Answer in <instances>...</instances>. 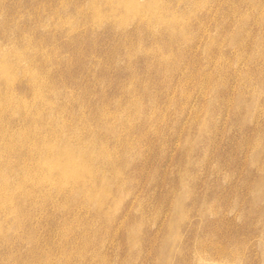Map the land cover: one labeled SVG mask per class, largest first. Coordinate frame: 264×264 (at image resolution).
I'll return each mask as SVG.
<instances>
[{
  "label": "rangeland",
  "instance_id": "374dc122",
  "mask_svg": "<svg viewBox=\"0 0 264 264\" xmlns=\"http://www.w3.org/2000/svg\"><path fill=\"white\" fill-rule=\"evenodd\" d=\"M150 1L0 0V264H264V0Z\"/></svg>",
  "mask_w": 264,
  "mask_h": 264
},
{
  "label": "bare ground",
  "instance_id": "6f19581e",
  "mask_svg": "<svg viewBox=\"0 0 264 264\" xmlns=\"http://www.w3.org/2000/svg\"><path fill=\"white\" fill-rule=\"evenodd\" d=\"M121 1H122V0H121ZM151 1H152V0H151ZM151 1H150V2H151ZM155 1H156V0H155ZM104 2H105V1H104ZM104 2H103V3H104ZM88 5H89V4H88ZM110 6H111V5H110ZM114 6H115V5H114ZM143 6H144V5H143ZM111 7H113V6H111ZM116 7H118V6H115V8H116ZM138 7H139V6H138ZM154 7H155V6H154ZM90 8H91V7H90ZM118 8H119V7H118ZM120 8H121V7H120ZM155 8H156V7H155ZM93 9H94V8H93ZM96 9H98V8H96ZM130 9H131V8H130ZM132 9H133V8H132ZM119 10H120V9H119ZM119 10H118V11H119ZM137 10H138V9H137ZM139 10L142 11L141 8H139ZM78 11H79V10H78ZM93 11H94V10H93ZM95 11H96V10H95ZM95 11H94V12H95ZM115 11H116V10H115ZM144 11H146V10H144ZM167 11H168V10H167ZM96 12H97V11H96ZM96 12H95V13H96ZM98 12H99V11H98ZM132 12H133V11H132ZM154 12H155V10L153 11V13H154ZM77 13H78V12H77ZM112 13H113V12H112ZM114 13H115V12H114ZM114 13H113V14H114ZM126 13H128V11H127ZM129 13H130V12H129ZM133 13H134V12H133ZM93 14H94V13H93ZM139 14H140V13H139ZM169 14H170V13H169ZM172 14L174 15V13H172ZM133 15H134V14H133ZM155 15H156V14H155ZM94 16H95V15H94ZM100 16H101V15H99V17H100ZM109 16H111V15H109ZM124 16H125V15H124ZM129 16H130V14H129ZM171 16H172V15H171ZM95 17H96V16H95ZM151 17H153V16H151ZM170 18H171V17H170ZM155 22H156V20H155ZM173 23H174V21H173ZM173 23H172V24H173ZM175 23H176V21H175ZM176 24H177V23H176ZM172 28H174V27H172ZM172 28H171V29H172ZM175 34H178V33L176 32ZM175 34H174V35H175ZM180 35H181V34H180ZM17 54H18V53H17ZM21 57H22V56H19V58H21ZM32 58H33V57H32ZM21 59H23V58H21ZM19 60H20V59H19ZM17 61H18V59H17ZM4 63H5V62H4ZM4 63H3V64H4ZM6 64H7V61H6ZM8 64H9V63H8ZM7 69H8V67H7ZM4 73H6V72H4ZM8 73H9V72H8ZM57 121H58V120H57ZM57 121H56V122H57ZM58 124H59V123H58ZM71 138H72V137H71ZM68 139H69V138H68ZM60 140H61V139H60ZM62 142H63V141H62ZM70 145H71V144H70ZM70 145H69V146H70ZM75 145H76V144H75ZM66 146H67V145H66ZM69 146H68V148H69ZM82 147H83V146H82ZM58 148H60V147H58ZM58 148H56V149H58ZM81 149H82V148H81ZM88 149H89V148H88ZM88 149H87V150H88ZM58 150L60 151V149H58ZM69 150H70V148H69ZM54 151H55V150H54ZM54 151L52 152L53 154H54ZM81 151H82V150H80V152H81ZM56 152H57V150H56ZM69 152H71V151H69ZM75 152H76V151H75ZM77 152H78V151H77ZM77 152H76V153H77ZM82 152H83V151H82ZM94 152H95V151H94ZM94 152H93V153H94ZM59 153H60V152H59ZM59 153L57 152V155H58ZM95 153H96V152H95ZM61 154H63V152H62ZM96 154H97V153H96ZM96 154H95V155H96ZM43 155H44V154H43ZM59 155H60V154H59ZM71 155H72V154H71ZM80 155H81V153H80ZM54 156H55V155H54ZM67 156H68V154H67ZM73 156H74V155H73ZM93 156H94V155H93ZM85 157H86V156H84V158H85ZM55 158H56V157H55ZM69 158H70V157H69ZM73 158H76V156L73 157ZM94 158H95V157H93V159H94ZM62 159H63V158H62ZM76 159H77V158H76ZM95 159H96V158H95ZM60 160H61V159H60ZM73 160H75V159H73ZM79 160H80V159H79ZM79 160L77 159V161H79ZM70 161H71V160L69 159V162H70ZM75 161H76V160H75ZM81 161H82V160H81ZM94 161H95V160H94ZM87 163H88V161H87ZM94 163H95V162H94ZM49 164H50V163H49ZM66 165H67V164H66ZM78 165H79V164H78ZM58 166H59V165H58ZM68 166H70V165L68 164ZM94 166H95V165H94ZM90 167H92V166H90ZM58 169H59V168H58ZM54 170H55V169H54ZM66 170H67V169H66ZM66 170H64V171L67 172ZM70 170H71V168H70ZM62 171H63V170H62ZM64 171H63V172H64ZM81 171H82V170H81ZM83 171H84V170H83ZM93 171H94V170H93ZM5 172H6V171H5ZM50 172H51V171H50ZM55 172H56V171H55ZM61 173H62V172H61ZM91 175H93V174H91ZM96 175H97V174H96ZM84 176H85V175H84ZM74 179H75V178H74ZM66 180H67V179H66ZM11 181H12V180H11ZM70 182H71V181H70ZM11 183H12V182H11ZM11 183H10V184H11ZM0 184H3V183H0ZM8 184H9V183H8ZM83 184H84V183H83ZM0 186H1V185H0ZM6 187L9 188L10 186H9V187L6 186ZM80 187H81V185H80ZM80 187H79V188H80ZM4 188H5V187H4ZM4 190H5V189H4ZM80 190H82V189H80ZM2 191H3V190H2ZM2 194H3V193H2ZM10 197H11V196H10Z\"/></svg>",
  "mask_w": 264,
  "mask_h": 264
}]
</instances>
